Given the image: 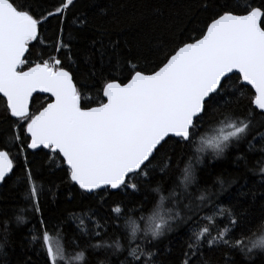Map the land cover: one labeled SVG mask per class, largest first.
I'll use <instances>...</instances> for the list:
<instances>
[{"label": "snow or ice", "instance_id": "obj_1", "mask_svg": "<svg viewBox=\"0 0 264 264\" xmlns=\"http://www.w3.org/2000/svg\"><path fill=\"white\" fill-rule=\"evenodd\" d=\"M79 2L0 0V185L16 176L39 217L29 243L38 246L43 264L72 261L50 236V226L60 235L67 220L44 212L37 156L42 171L62 173L61 183L99 197L102 205L114 193L129 198L112 201L103 215L89 213L90 228L69 214L68 220H79L69 243L81 248L87 238L76 261L87 264V249H111L127 253L120 264H210L207 252L221 250L223 264H237L236 252L250 264H264V255L254 252L264 248V239L243 238L254 215L216 199L234 180L217 178L218 191L197 188L194 199L189 192L206 151L218 159L246 143V152L236 155L241 162L254 141H264V0H188L182 13L135 52L105 39L107 28L93 22L103 9L92 15L74 11ZM33 47L39 55L29 59ZM81 52L91 70L78 81L73 66ZM40 94L44 102L34 110ZM205 117L219 124L211 136L200 134ZM177 170L179 177L173 175ZM166 178L168 196L160 195L145 216L150 193L159 195ZM54 189L47 190L53 200ZM166 199L180 210L162 212ZM137 214L146 222L143 229L133 219ZM118 221L126 234L107 242L109 230H121ZM179 228L186 229L179 246L161 250L155 242Z\"/></svg>", "mask_w": 264, "mask_h": 264}, {"label": "trees", "instance_id": "obj_2", "mask_svg": "<svg viewBox=\"0 0 264 264\" xmlns=\"http://www.w3.org/2000/svg\"><path fill=\"white\" fill-rule=\"evenodd\" d=\"M87 3L88 0H80L77 9L74 11L82 9L86 14L92 15L103 9V13L96 16L93 22L107 28L109 35L105 39L118 40L123 51L127 52L131 48L135 52L137 44L147 45L150 39L159 35V30L169 22L170 17L182 13L188 0H95L90 6H85ZM54 23L55 21L52 22V24ZM47 35L50 36L51 32H48ZM80 47L83 49L84 46L80 45ZM39 52V48L33 47L29 59H35ZM90 70V65L85 63V56L81 52L77 56V64L73 66L77 80L85 79ZM43 102L44 96H38L34 101L33 109L35 110ZM3 116V104L0 102V120L3 119ZM257 119L262 118L258 117ZM218 127L219 124L216 121L210 117H205V122L200 128V134L207 135ZM253 143V149L246 153V159L241 162L236 161V155L238 151L246 152V143L241 144L239 150L230 147L218 159H212L211 152L205 153V164L196 166L198 168L197 185L189 189L194 199L199 195L197 188L208 187L213 191H218L217 178L225 181L234 180L235 183L231 184V187H228L226 192L217 196L216 199L220 202V206L226 208L232 206L238 212H247L254 215L255 219L250 226V230L246 231L243 237L246 243L248 238L255 239L264 233V217H261V213L264 212V199L261 198L264 197V188L260 187L261 178L264 177V173H261V169L264 168V153L260 152V148L264 147V141H260L258 138ZM176 150L179 153V148ZM41 159L40 156L35 158L34 167L40 174L38 183L43 185L46 193L45 196L41 197L44 212L46 215L67 220V223L59 229L60 235H57L58 230L54 226H50V236L64 247L66 256L71 259L72 264H83V262L76 261L74 257L76 252L84 248L87 238L81 239V248H74L69 243V239L76 232V225L79 223V220H68L69 214L75 213L85 220L84 227L90 228L87 219L89 213L99 212L103 215L107 212L108 204H111L112 201L123 199L125 203H129V198L124 193H114L108 199V204L102 205L99 197L83 194L78 188L69 186L67 182L61 183L62 173L57 171L53 175L47 170L42 171L40 167ZM181 167H183V164H181ZM173 175L179 177L178 170ZM53 185L58 186V189H54L56 190L55 200L52 199L50 194H47V190L52 188ZM170 189L171 183L166 178L164 190L159 195L150 193L151 202L143 214L145 216L150 215L152 209L159 203V196L167 197ZM69 194L72 196L71 200L68 199ZM137 197L144 199L142 194H137ZM135 206L139 207L140 205L137 203ZM169 208H172V204L166 199L161 211L167 213ZM178 210L180 209L172 208V211ZM216 211L219 215V207ZM138 215L133 216V219H137L143 229L147 226L146 222L139 221ZM18 216L23 217L25 222L19 223ZM38 219L39 217L34 216L32 205L24 199L23 188L16 176L7 179V182L0 186V245L3 246L0 250V264H25V261H30L31 264H43L41 256L38 254V246L29 243L32 235L30 230L36 226ZM118 223L122 226L121 230L119 232L109 230L108 236L105 237L107 242L126 234L123 221H118ZM253 233H255V236H253ZM215 234L213 232V235ZM185 235L186 229L179 228L174 232L167 233L165 237L155 243H158L161 250L169 247L176 248ZM95 242V240L92 241V243ZM122 243H126V241L122 240ZM254 252L257 256L264 255V252L259 249H255ZM126 254V252L113 254L111 249H102L97 252L87 249L86 261L87 264H100L101 261H104L105 264H120ZM207 258L210 264H223L221 250L208 251ZM234 258L237 264H250L239 252L235 253ZM256 264H259L258 260Z\"/></svg>", "mask_w": 264, "mask_h": 264}, {"label": "clouds", "instance_id": "obj_3", "mask_svg": "<svg viewBox=\"0 0 264 264\" xmlns=\"http://www.w3.org/2000/svg\"><path fill=\"white\" fill-rule=\"evenodd\" d=\"M262 239H264V233H262L261 235H259L255 238V240H257V241L262 240ZM258 249L261 251H264V248H258Z\"/></svg>", "mask_w": 264, "mask_h": 264}, {"label": "rangeland", "instance_id": "obj_4", "mask_svg": "<svg viewBox=\"0 0 264 264\" xmlns=\"http://www.w3.org/2000/svg\"><path fill=\"white\" fill-rule=\"evenodd\" d=\"M213 134H215V131H211V132H209L206 136H211V135H213ZM208 152H211V151L208 150V151H206L205 153H208ZM52 239H53L54 242H58L56 239H54V238H52Z\"/></svg>", "mask_w": 264, "mask_h": 264}, {"label": "water", "instance_id": "obj_5", "mask_svg": "<svg viewBox=\"0 0 264 264\" xmlns=\"http://www.w3.org/2000/svg\"><path fill=\"white\" fill-rule=\"evenodd\" d=\"M39 96H44V94H40ZM1 186V185H0ZM88 195H91V194H88Z\"/></svg>", "mask_w": 264, "mask_h": 264}]
</instances>
